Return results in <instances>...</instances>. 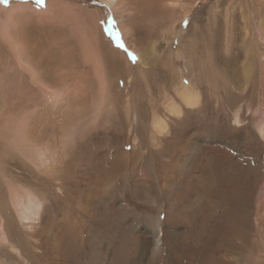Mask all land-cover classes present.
I'll return each instance as SVG.
<instances>
[{"label": "rangeland", "instance_id": "374dc122", "mask_svg": "<svg viewBox=\"0 0 264 264\" xmlns=\"http://www.w3.org/2000/svg\"><path fill=\"white\" fill-rule=\"evenodd\" d=\"M95 1L102 8L89 7L85 0H44L43 5L37 0H8L7 4L0 1V214L9 216L11 234L19 229L23 238L30 241L32 236L28 233L37 232L35 238L40 244L33 249L42 254V261L39 258L37 264H53L46 253L59 248V244H41L46 240L44 235L49 224L52 228L55 223L59 224L53 229L55 233L65 229L63 223L71 227L72 220H77L76 227L69 229L75 228L80 241L71 244L76 251L72 249V258L68 260L61 255L63 249L58 250L60 255L55 251L58 264H153V256L149 254L153 244L146 250L147 256L140 253L150 235L145 230H150V219L157 221L159 209L152 200H142L137 193L143 192L137 189L145 185L144 180L157 187V176L163 175L165 159L160 152L168 143V131L159 135L151 121L162 118L168 128L175 120L167 110L170 101L166 95L182 107L174 90L182 81L188 79L193 83L195 79L184 75L183 40L196 36L201 22L207 24L217 2ZM222 3L230 4V1ZM242 4L243 8L251 6L254 14L252 25L245 17L240 30L252 43L257 41V52L262 55L264 41L255 29L260 26L264 33V0H242ZM188 7H192L191 13L182 20ZM225 11L224 6L222 20ZM106 25L117 33L118 43ZM251 45L247 47L253 48ZM179 73L184 79L179 78ZM202 88L203 97H208V90ZM240 104L243 103L237 106ZM215 105L214 101L203 100L209 113ZM257 105L256 102L245 115ZM151 106L156 114L150 112ZM231 114L232 111L226 120L228 124H231ZM137 122L140 127L136 132ZM258 137L255 140L262 141ZM153 140H159L157 146L147 145ZM115 153L126 155L128 165L134 161L135 168L131 170V166L129 173L120 174L112 187H105L111 192L105 194L102 189V198L94 196L91 201L84 195V186L89 179L91 182L96 179L90 176L87 166L99 164L100 167L101 157L107 160ZM69 164V170H61L57 179H51L50 166ZM81 168L88 169V178L80 177ZM39 180V190L49 192L42 202L43 216L36 224L21 221L15 208L16 193H26L31 182ZM78 220L81 224L84 222L83 227ZM119 222L130 223L131 232L124 236ZM115 224L120 226L116 230ZM90 234L96 236L94 245L82 243V237ZM25 258L28 264L32 260L29 256Z\"/></svg>", "mask_w": 264, "mask_h": 264}, {"label": "bare ground", "instance_id": "6f19581e", "mask_svg": "<svg viewBox=\"0 0 264 264\" xmlns=\"http://www.w3.org/2000/svg\"><path fill=\"white\" fill-rule=\"evenodd\" d=\"M206 1L202 0L204 3ZM222 1L217 0L214 4L216 17L211 15L207 24L201 22L196 36L186 38L184 35V75L186 78L192 76L195 79L193 83L188 79L182 81L174 91L181 99L182 107L187 110H183L179 103L166 95L170 101L167 110L175 119L171 122L172 129L171 126L167 128L168 124L162 118L150 120L153 130L159 135L168 131V143L166 142L160 152L165 159L163 175L157 176V187L142 178L145 185L139 186L142 190L137 189L143 192L137 193L142 200H152L157 206L156 209H159L157 221L150 219V230H145L150 235L140 253V256H147L146 250L153 244L154 247H150L149 253L153 256V264H264V52L260 55L257 52V41L252 43L248 35L246 37L240 30V25L245 23V17H248L249 24L252 25L254 13L250 10L251 6L243 8L242 0H229L231 5H224ZM233 5L234 10L230 13V7ZM224 6L225 19L222 20ZM191 8L185 9L182 20L191 13ZM242 8L245 13H242ZM255 30L260 34V40L264 41L262 28L259 26ZM248 44L253 48L247 47ZM178 76L184 79L182 73ZM202 87L208 90V97H203L202 93L205 91L203 92ZM204 99L216 102V107L212 108L211 113L203 106ZM239 102H242L244 107L243 104L237 106ZM256 102L257 107L245 115V111L250 110ZM152 106L150 112L156 114ZM220 110L223 112L219 114ZM230 111L233 126L226 121ZM140 120L139 122H143ZM250 121L254 123L257 132L251 128ZM134 125L137 132L139 123L137 127ZM256 136H260L262 141L255 140ZM153 141L145 145L157 146L159 140ZM125 156L115 153L107 157V160L101 157L100 167L99 164H88L90 176L96 181L91 182L89 179L86 184L83 182L84 195L87 198L91 201L94 196L101 199L102 189L105 194L111 192L107 189L113 186L112 183L118 176L123 172L129 173L131 166V170L135 168L134 161L128 165ZM53 166H50L51 179H57L61 170L71 168L70 164L58 168ZM87 168L80 169V177H87ZM39 184L40 180L31 182L26 193L17 191L15 208L19 220L33 224L41 220L42 202L49 192L39 190ZM94 185L95 191L92 190ZM106 186L108 188H105ZM76 221L72 220L73 225L69 228L76 227ZM10 222L9 216L0 214V264H7L10 260H13L14 264H23L22 261L28 264L25 256L32 258L29 264H37L38 259L42 257V254L33 249L36 244H40L35 238L38 236L37 232L28 233L32 239L27 241L19 229L9 233V224L12 223ZM83 223L78 220L82 227ZM41 224L48 226L42 221ZM129 224L119 222L121 228L123 227L124 236L133 228ZM58 226L59 224L55 223L52 228V224H49L48 233L44 235L46 243L41 241V244H59L55 251L63 249L61 255L68 260L72 258L74 250L71 244L80 239L75 233V228L69 229L65 223L62 225L65 229L54 233L53 229ZM120 226L115 224L113 229L116 230ZM90 235L83 236L81 242L93 244L97 239L95 235ZM114 236L112 235L116 239ZM159 246L162 247L160 251ZM45 248L49 250L50 246ZM53 251L46 253V257L53 259V264H58V255Z\"/></svg>", "mask_w": 264, "mask_h": 264}, {"label": "trees", "instance_id": "16d2710c", "mask_svg": "<svg viewBox=\"0 0 264 264\" xmlns=\"http://www.w3.org/2000/svg\"><path fill=\"white\" fill-rule=\"evenodd\" d=\"M1 2H3V0H0ZM85 3L90 7H97V8H102V6L96 2L95 0H85ZM104 12V11H103ZM105 28L107 29V31L109 32V34L113 35L115 42H119V37L117 35V33H115L113 30H111L110 25H106Z\"/></svg>", "mask_w": 264, "mask_h": 264}, {"label": "snow or ice", "instance_id": "6c2138e0", "mask_svg": "<svg viewBox=\"0 0 264 264\" xmlns=\"http://www.w3.org/2000/svg\"><path fill=\"white\" fill-rule=\"evenodd\" d=\"M3 2L5 4H7L8 3V0H3ZM37 3L40 4V5H43L44 4V0H37Z\"/></svg>", "mask_w": 264, "mask_h": 264}]
</instances>
